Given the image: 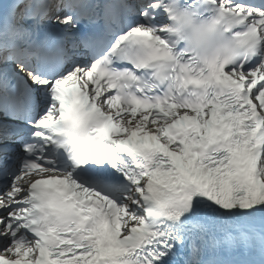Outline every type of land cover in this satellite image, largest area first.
<instances>
[{
    "label": "snow or ice",
    "instance_id": "snow-or-ice-1",
    "mask_svg": "<svg viewBox=\"0 0 264 264\" xmlns=\"http://www.w3.org/2000/svg\"><path fill=\"white\" fill-rule=\"evenodd\" d=\"M0 264H264V0H0Z\"/></svg>",
    "mask_w": 264,
    "mask_h": 264
}]
</instances>
